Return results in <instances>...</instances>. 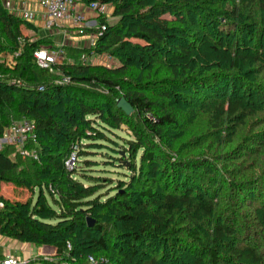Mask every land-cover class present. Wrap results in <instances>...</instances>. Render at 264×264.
<instances>
[{
	"label": "trees",
	"instance_id": "1",
	"mask_svg": "<svg viewBox=\"0 0 264 264\" xmlns=\"http://www.w3.org/2000/svg\"><path fill=\"white\" fill-rule=\"evenodd\" d=\"M78 1L113 7L111 16L119 18L118 24L110 25L107 17L98 19L106 30L94 49L111 56L115 65H84L81 56L93 48L64 44L65 59L55 70L70 84L59 83L58 75L34 60L41 46L55 44L53 38L32 41L24 36V27L37 28L0 2V139L13 121L24 117L35 123L38 136L26 145L37 152L38 160L28 156L22 162L15 146L0 150V235L37 248L52 247L60 260H66L70 245L72 258L96 251L110 257L109 264L138 260L137 264H264V225L260 231L248 221L239 223L236 205L219 200L227 187L235 189L227 184L225 169L206 157L192 160L176 154L184 146L176 140L185 135L183 124L193 122L190 108L196 103L199 108L208 101L217 103V116L209 120L215 131L238 119L245 125L250 116L263 112L255 107L264 101L253 89L264 93V88L250 82L247 70L243 71L247 64L264 63V33L253 24L256 1ZM167 13L176 21L164 20ZM21 38L24 42L19 44ZM128 38L144 44L133 45ZM18 52L15 65L5 66L3 55ZM160 73L166 76L157 79ZM123 97L134 108L131 116L118 108ZM122 125L131 133L125 156L115 152L120 156L113 158L116 164H105L126 168L122 174L126 180L115 188L110 180L86 172L93 167L90 149L108 147L102 145L110 141L107 132L115 133ZM245 145L237 148L243 151L240 156L254 150ZM74 151L78 165L69 171L66 161ZM256 155L245 154L249 159ZM200 170L202 177L196 174ZM241 175L245 177V172ZM157 182L172 192L158 198L151 185ZM10 183L25 191L38 190L36 203L33 198L22 202L1 196L2 185ZM240 184L242 191L256 196L258 205L248 204L264 220V176ZM107 187L110 191L101 193ZM179 218L189 223L185 231L177 224ZM88 219L95 221L94 227L87 225ZM207 221L208 230L203 226ZM184 232L186 240L179 236ZM159 242L163 248H158ZM154 251L155 256H149ZM35 261L28 264L44 259Z\"/></svg>",
	"mask_w": 264,
	"mask_h": 264
},
{
	"label": "rangeland",
	"instance_id": "2",
	"mask_svg": "<svg viewBox=\"0 0 264 264\" xmlns=\"http://www.w3.org/2000/svg\"><path fill=\"white\" fill-rule=\"evenodd\" d=\"M249 1H252V2L256 1L252 6L254 17L256 19L254 20L253 24L257 26L259 30H262L264 33V0H249ZM110 8H111V15H112L113 7L111 6ZM205 8L206 10H208L207 9L208 7H205ZM111 15L107 17V19H108L109 24L114 26L118 24L119 18L117 19ZM163 19L167 20L168 22L176 21V18L172 16L170 13H167L166 16L163 17ZM246 23H250L249 20H247ZM99 27L100 26H90V27L84 28L85 30H73V29L69 30L70 34H68L69 38L67 39L68 44L69 45L72 44L75 46L77 42H80V41L84 42L86 40H89L88 36H90L91 34H88L86 30L94 29L97 31ZM23 33H24V36H27L32 41H38V39H46L48 37H52L53 43H55V38L53 36H45L44 34L39 33L38 29L36 30L34 28L24 27ZM23 38L19 39V44L24 42ZM127 41L133 45L135 44L143 45L144 44L143 41L138 40L136 38L135 39L128 38ZM52 45L54 44L46 43L45 45L41 46V48H48V49L54 48V46ZM16 54L6 53L5 55H3L2 59L4 61V65L9 66V67L14 66L15 63L17 62L16 61L17 58H19L16 56ZM262 65H264V63L258 64L255 62V64H251V66L249 67V65L247 64L243 66L244 67L243 71L247 70L246 71L247 74L250 75V78H249L251 79L250 82H252L253 84L259 87L261 85L264 88V67ZM53 73L60 77L58 81H62L64 79V77H62V75L60 74L58 70H54ZM164 76H166V73H160L157 76V79H161ZM253 91L255 93V96L259 97L260 101L261 100L264 101V93L257 91L255 88L253 89ZM182 94L185 95V93H182ZM260 101H258V103H260ZM216 104L217 103H215L214 101L212 102L208 101L207 103H205V105H202L200 108L197 107L198 103H196L195 107L190 108L192 109V114H194V120L191 124H186V125L183 124L184 128L181 129V132H183V134L185 133V135L183 137H180L179 140H176V143L184 144V146L181 147L180 151L176 153L177 157L181 156L184 159H192V160H201L206 157V158H209L217 162L216 164L221 165V167L225 169L226 173H228L227 174L228 176H226L227 184L229 185L231 183L232 186L233 185L235 186V187L233 186L235 189L233 188L234 190H231L229 187H227L226 188L227 190L226 191L224 190L221 193L219 200L221 199L224 200L223 204H225L226 201L229 200V202L232 201L231 203H233V205L234 204L236 205V208L234 210L237 211L241 217V219H239V223L240 222L243 223V221L245 220L249 222L250 227L252 228L255 227L256 230L258 229L260 231H263L259 226L264 225V220L260 219L258 214L256 215V212L254 214V210H253L254 208H250L248 204V202L255 201L256 196L252 197L251 195L246 194V191H242L240 189L241 187L240 183L246 180L252 181V177L254 176L255 177L264 176V170H262L261 167L259 166V164H261L264 167V138H262L261 136H257V134L258 135L264 134V104L263 105L259 104L260 106H257L258 104H255V107H261L260 109H263V112H259L254 116H250V118L246 119V123H244L245 125H241L240 124L241 119H238L235 122L226 123L224 128H222L221 130L215 131L210 126L209 120L217 116ZM21 120H24V119H21ZM21 120H15L13 122H17ZM114 132L115 133L107 132V136L110 137V141H107L102 144V145H105V147L106 146L108 147L100 148V149L98 148L90 149V151H92L93 154H91L88 160L93 161V164H92L93 167L91 168L92 170H89L88 172H86V174L88 175L92 174L95 177H100L101 180H110L111 184L113 183L114 184L113 186L116 188L117 186L120 187V182H122L123 179L126 180V178L122 175L123 173L126 172V168L119 169V168L114 167L113 165L107 166L105 164L106 162H114L116 164V161L113 159L114 157L120 158V156L121 157L125 156V152H124V148L126 145L125 142L128 139H131V133L129 132L128 127H126L125 125H122L120 130H114ZM178 132H180V130ZM89 133L94 135L93 132H89ZM251 139H253V141ZM248 140H251V143L244 142V141L247 142ZM252 142H254L255 144H252ZM242 144L243 145L246 144L245 146L249 148L253 147L251 148V150L254 149L252 153L245 152V154L250 153V155H253L254 153H257V155L253 156L251 159L247 158L245 154L241 155L243 156L241 157L239 152L240 151L243 152V151L242 149L238 150L237 148H239ZM115 152L120 153V156H117ZM21 157H22V162L24 163L27 162L28 156H23V154L21 153ZM12 158L14 159V156H12ZM256 160H258L259 164L256 162ZM161 168L162 167L159 166V169ZM203 171L204 170H200L196 172V174L198 173L197 175L202 177ZM244 172H245V175H244L245 177H242L241 174H244ZM191 173L194 174L195 171H192ZM209 173L211 172L209 171ZM217 180L219 182L221 179L217 177ZM108 182L107 183L104 182V184L109 185L110 183ZM163 184L164 183H158V182L155 184L153 183L151 184L154 187V190L157 191V193H159L158 198L160 199H162L168 193L172 192L170 190H167L165 187H163ZM110 188L111 187H107V189L101 191V193L105 194L109 192ZM124 189L125 187H123V190ZM237 189L238 190L240 189V190L238 191ZM50 190L52 193L55 192L53 188H50ZM115 193L116 192H112L111 194L114 195ZM230 193H231V196L229 197ZM38 194H39L38 190H35L34 192H30L28 190L25 191V190L14 187V185L11 183L3 184L2 190H1V196H3L5 199L12 200V201L26 202L27 199L33 198L34 203H36V201L39 198ZM44 194L47 196L49 202L51 203L50 196L46 194V192H44ZM232 194L233 196L236 195V199H233ZM242 196H246L247 201H245L242 198ZM255 205H258L257 201H255ZM255 218H257V221L254 220ZM184 222H186V219L179 218L177 220V224L182 226V228H184V231H185L186 228L189 226V223H184ZM207 224L210 225V222L207 221L205 225L203 224V226H205L208 230L209 227ZM161 235H163V233ZM173 236H176L175 238H177L178 236L177 232ZM179 236L181 237V239H185V240L187 239L185 232L181 233ZM163 244L164 243H161V242L157 243L158 248L159 247L163 248L164 247ZM143 246H145V244ZM73 249H74L73 247L69 249L68 253L65 255L64 259L66 260H63V259L60 260L56 258L55 256L56 251H55L54 255L51 253L50 254L47 253L49 255L37 257L34 260H32V262L35 260L37 261L38 259H44V262H40V264H49V263L51 264H88V262L89 264H92L90 259L95 258V260L99 261L97 264L102 263V259L105 260V262L103 263H106V264L110 263V260H111L110 257L108 258L104 255H98L99 253L96 251L95 252L93 251V253L87 254L88 256L81 255V256H78L77 258H72L69 252L72 251ZM183 254H186V252H183L182 254H178V255H183ZM95 255H98V256H95ZM189 255L191 256V258H194L193 254H189ZM149 256L154 257L155 251L151 252ZM146 259H149V258H146ZM29 262L30 261H28L27 264ZM136 262L140 263V260ZM239 264H252V263L248 261H241V263L239 262Z\"/></svg>",
	"mask_w": 264,
	"mask_h": 264
},
{
	"label": "built area",
	"instance_id": "3",
	"mask_svg": "<svg viewBox=\"0 0 264 264\" xmlns=\"http://www.w3.org/2000/svg\"><path fill=\"white\" fill-rule=\"evenodd\" d=\"M39 7L42 10V17L45 23V28L50 32L58 31L62 28H68L69 30H85L84 28L90 27L88 13L94 15L98 20L102 17H109L111 15L110 5L106 3L93 2L91 4H82L78 0H36ZM17 17L22 18L23 20L33 23L37 17L35 12L27 10L24 6L23 9L17 14ZM95 26L98 25L96 21ZM106 26L102 25L97 30V34H92L89 37L88 44L86 45L91 49L90 53L83 54L81 56V63L84 65L93 64L100 66L113 67L115 65L114 60L111 56L107 54H99L94 49L95 45L105 32ZM63 45L54 46V48H39L38 51L34 54V60L37 65L42 69H48L51 72H54L55 67L58 64H61L65 59V53L62 48ZM85 48V47H84ZM20 53H17L16 56L20 57ZM61 84H70L71 80L67 77H64L62 81H59ZM150 119H153V116H149ZM37 130L36 125L32 121L24 118V120L12 122L10 126L5 130L2 139H0V150L4 145H11L18 147L23 154V156L32 157L34 160H38V154L36 151H31L26 147L29 141H37ZM66 167L69 171H73L74 168L78 165V156L76 151L73 152L71 157L66 161ZM3 207V204L0 202V208ZM69 249L71 246L69 245ZM3 264H27L14 257H6L2 260ZM90 261L92 264H97L99 261L95 258H91ZM105 262L102 259V263Z\"/></svg>",
	"mask_w": 264,
	"mask_h": 264
},
{
	"label": "crops",
	"instance_id": "4",
	"mask_svg": "<svg viewBox=\"0 0 264 264\" xmlns=\"http://www.w3.org/2000/svg\"><path fill=\"white\" fill-rule=\"evenodd\" d=\"M0 2L10 13L16 16L24 6L27 10L35 12L37 19L33 22V25L39 30V33L45 36H53L55 38L54 46L68 44L69 29L66 27L53 32L47 30L44 26L45 23L42 17L43 12L36 0H0ZM88 18L91 26H95L96 21L98 22L95 16L89 13ZM87 44L88 40L84 42L80 41L76 43V46L84 48ZM47 253L54 255L55 249L47 246H44V248H37L33 244L21 243L15 239H9L0 235V258L2 259L10 256L23 262H28L37 257L49 255Z\"/></svg>",
	"mask_w": 264,
	"mask_h": 264
},
{
	"label": "water",
	"instance_id": "5",
	"mask_svg": "<svg viewBox=\"0 0 264 264\" xmlns=\"http://www.w3.org/2000/svg\"><path fill=\"white\" fill-rule=\"evenodd\" d=\"M118 108L122 111H124L128 116H131L135 113L134 108L131 106V104L126 100V98H121L118 102ZM95 221L93 219L87 220V225L92 228L95 225Z\"/></svg>",
	"mask_w": 264,
	"mask_h": 264
}]
</instances>
